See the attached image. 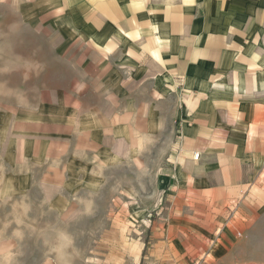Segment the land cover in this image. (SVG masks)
Segmentation results:
<instances>
[{
	"label": "crops",
	"instance_id": "1",
	"mask_svg": "<svg viewBox=\"0 0 264 264\" xmlns=\"http://www.w3.org/2000/svg\"><path fill=\"white\" fill-rule=\"evenodd\" d=\"M44 10L57 33L77 15L94 50L72 66L81 74L61 90L60 120L20 119L60 129L81 161L172 135L170 197L211 199L224 215L198 228L212 233L206 260L216 264L238 242L244 207L264 199V0H46Z\"/></svg>",
	"mask_w": 264,
	"mask_h": 264
},
{
	"label": "rangeland",
	"instance_id": "2",
	"mask_svg": "<svg viewBox=\"0 0 264 264\" xmlns=\"http://www.w3.org/2000/svg\"><path fill=\"white\" fill-rule=\"evenodd\" d=\"M45 2L0 3V264H211L212 233L198 228L224 215L211 199L170 197L172 135L81 161L60 129L20 119L37 112L60 120L69 96L61 90H72L81 74L72 66L94 50L77 15L52 32ZM250 201L255 211L244 207L238 242L216 264H264V199Z\"/></svg>",
	"mask_w": 264,
	"mask_h": 264
},
{
	"label": "built area",
	"instance_id": "3",
	"mask_svg": "<svg viewBox=\"0 0 264 264\" xmlns=\"http://www.w3.org/2000/svg\"><path fill=\"white\" fill-rule=\"evenodd\" d=\"M193 157L197 159V158H198V153H194V154H193ZM201 263H202V261H199V260H196V261L194 262V264H201Z\"/></svg>",
	"mask_w": 264,
	"mask_h": 264
}]
</instances>
